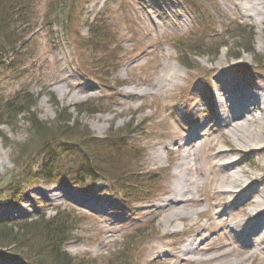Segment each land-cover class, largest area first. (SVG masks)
I'll list each match as a JSON object with an SVG mask.
<instances>
[{
    "label": "rangeland",
    "instance_id": "1",
    "mask_svg": "<svg viewBox=\"0 0 264 264\" xmlns=\"http://www.w3.org/2000/svg\"><path fill=\"white\" fill-rule=\"evenodd\" d=\"M185 1L191 7L184 0H86L82 2L81 22L73 26V31L63 33L53 25L50 35L47 29L38 27L27 38L26 62L10 65L12 55L5 56L0 64L3 98L26 90L36 101L33 113L46 125L57 127L69 116L71 127L77 122L91 137L114 135L117 141H126L134 148L144 146L147 154L142 161L131 150L124 169L118 164V172H110L100 164L109 179L87 175L82 186L73 184L52 171L46 173L42 156L36 155L33 147L29 160L18 157L19 145L34 143V134L24 119L31 115L22 113L12 124L0 126V224L40 216L52 219L57 212L64 216L60 223H69L68 215L73 216L74 228L62 249L75 259V264H110L116 253H128V249L125 264H191L192 256L206 257L218 251H228L230 258H244L239 264H264L261 239H253L250 247L236 241L227 229L235 225L244 232L242 224L264 206V122L254 125L251 132L260 134L262 128L263 138L257 136L248 145L241 144L244 150L239 151L213 112L214 94H219L215 90L216 77L222 72L232 73L242 89L264 93V68L252 62L264 60V22L258 31L257 17L243 16L237 0ZM206 9L213 23L205 25L201 18L198 23L207 28L211 46L201 42V53L191 54L195 66L187 71L177 62V50H183L181 42L172 41H182L181 36L196 26L193 11ZM86 17H98L109 26L113 34L105 36L104 42L110 48L117 46L114 53L104 44L95 51L83 49L88 37ZM237 25L246 30L243 36L232 37L231 31L240 29ZM221 38L228 45L222 44L214 51L212 47ZM243 45L247 51H242ZM234 52L238 53L236 59L231 57ZM94 55L102 59L100 71L92 62ZM107 58L110 64H106ZM164 67L172 79L157 93L155 83ZM172 68L177 75H171ZM131 90L137 92L132 94ZM240 119L236 121L241 123ZM194 127L196 133L200 129V140L210 141L197 151L192 149V158L183 161L184 150L190 148L184 142L190 135L188 130ZM125 129L132 132L120 135ZM73 142L77 146L58 148L74 157L80 154V146L78 141ZM218 150L224 154L217 157ZM139 163L147 169L166 171L158 178L157 184L163 187L156 197L147 192L150 187L142 184L147 174L139 170ZM178 165L180 168L175 170ZM234 171L241 183L231 184L234 192L216 196L222 181L223 188L228 189ZM183 173H188L186 179L198 183L199 189L186 194L187 202L180 203L167 198L172 196L167 191L175 185L181 190L183 183L177 175ZM230 203V213L220 217ZM190 210L199 213L187 219L174 215ZM169 214L173 220H168ZM163 228L171 235L161 238ZM259 232L264 235V229ZM188 240L200 246L195 254L188 253ZM18 244L0 248V264H32L24 255L26 248L17 251ZM253 247L256 249L251 256ZM34 257L39 261L40 257Z\"/></svg>",
    "mask_w": 264,
    "mask_h": 264
},
{
    "label": "trees",
    "instance_id": "2",
    "mask_svg": "<svg viewBox=\"0 0 264 264\" xmlns=\"http://www.w3.org/2000/svg\"><path fill=\"white\" fill-rule=\"evenodd\" d=\"M86 0H0V64L4 61L5 56L11 54L12 64L18 62H26L27 58V38L38 27L47 29V33L53 35V25L58 26V29L63 33H70L73 31V26L78 25L80 20V12L83 8V3ZM83 2V3H82ZM44 12L41 14V10ZM197 15L204 20L205 25L210 23V17L206 16L207 11L201 10V14L197 11ZM98 18V17H97ZM94 18L88 22V37L87 41L83 43V49L102 47L105 43V36L113 34L109 26L102 20ZM199 26L194 30V33L183 38L181 42L182 52L180 58L185 64H189L187 54L194 51L201 50V42L208 38L207 28L203 29ZM239 30L233 29L232 37L244 34V26L237 25ZM199 32V33H198ZM252 38L251 33L249 36ZM221 42L217 43L214 48H219L221 44H226L227 41L223 38ZM242 44V43H241ZM210 47V43L207 44ZM243 50L248 48L243 45ZM113 49L111 52L114 53ZM234 54H238L237 52ZM93 63L96 64L97 70L100 71L99 60L93 57ZM106 64H110L108 58L105 59ZM264 63V62H262ZM105 68L102 66V72ZM36 101L26 90H19L12 94L9 98H3L0 95V126L4 124H12L14 119L22 113H30L31 116L25 117L28 120L30 129L32 130L34 143H28L18 146L19 158L26 157L28 160L32 156L31 148L37 149L35 154L42 156L45 172L52 171L56 177L69 179L75 184H82L85 177L100 176L96 174L105 175L100 164L105 166V169L110 172H118L121 168L124 169V161L127 160L134 150V156H142L144 148L138 146L136 148L130 146L126 141H117L114 135H107L103 139L91 137L92 135L87 131L86 127L79 126L77 122L71 127L69 125V116L60 120L57 127L46 125L38 119L37 115L33 113L32 109L35 107ZM90 104L89 106H91ZM73 123V122H72ZM125 129V133H118L120 135H128L131 133ZM0 131V137H2ZM76 139V140H75ZM73 141H78L80 148L79 153L72 156H67L66 151L59 150L58 146H77ZM20 158V159H21ZM131 157L130 160H132ZM135 159V158H134ZM133 159V160H134ZM120 164V166L118 165ZM41 176V175H37ZM107 176V175H106ZM45 179V177H41ZM123 192V191H122ZM71 217L69 223L66 220L61 222L64 218L62 214H57L52 219H44L40 216L32 220H20L7 225V223L0 224V248L9 247L10 245L19 242L17 251L26 248L24 255L32 264H75V259L70 257L62 249V244L71 237L73 231L74 217ZM73 226V227H72ZM23 253V252H22ZM129 254L127 250L114 255V260L109 261L110 264H125ZM34 256L40 257L39 261L35 260ZM128 257V258H127Z\"/></svg>",
    "mask_w": 264,
    "mask_h": 264
},
{
    "label": "bare ground",
    "instance_id": "3",
    "mask_svg": "<svg viewBox=\"0 0 264 264\" xmlns=\"http://www.w3.org/2000/svg\"><path fill=\"white\" fill-rule=\"evenodd\" d=\"M236 4L238 5L240 12L242 13L243 16L257 17L258 24H259L258 31H260L262 28L263 22H264V0H237ZM171 70H172L171 75H177V71L174 68L170 69V72ZM168 74H169V69L167 67H164L162 74L157 78V82L155 83V92L158 93L163 87L168 85V81L172 79L168 76ZM216 80L217 81L215 82V85H216L215 90L219 94L217 96L215 95V98H214L215 102L218 104H222L223 106H230V105L233 106L231 109H228V111L221 109V113H218L216 116V121L224 123L225 127L228 129L230 133V136L234 139V141H236L235 147H237L239 151H243L244 149L241 150L242 148L241 144L246 146L257 136L259 138H263L262 128H260V134L253 135L251 132H252V128L254 125L259 124V126H261L262 124L260 125V123L264 122V94L261 93L258 96L257 95L251 96L244 91L237 92L238 89L236 91V88H238V83L235 80L232 73H229V72H225V73L222 72V74H218L216 77ZM136 92L137 91H134V90L130 91V93L132 94H135ZM237 117L241 118L240 119L242 120L241 123H238L236 121ZM203 127L205 128L206 126L204 125ZM188 132L190 135L189 137H187V140L184 142V145L190 146V148L184 150L185 155L183 157V161H185V159L187 158H190V159L192 158L191 156L192 149L198 150L200 149V147L203 145L205 141H207V143H209L210 141V138H204L202 140L199 139L200 129L198 130L197 133L195 132V128L189 129ZM167 149L168 147H166L165 150ZM146 154L147 153L145 152L142 155L146 156ZM222 154L224 153H222L221 150H218L216 156L218 157V156H221ZM179 168H180V165H178L175 168V170H178ZM187 174L188 173H183L180 176L177 175V177H179L182 180L183 187L180 190V188L175 185L174 188L171 189V191H167L168 195H172L167 198L176 199L180 203L184 201L187 202L186 201L187 198H185L186 194L191 193V191L195 189L196 187L199 189L198 183H194L193 180L189 181V179H186ZM165 176L166 174L162 175V177H165ZM239 176L240 175L237 173V171L232 172L231 177H230V184H228L229 185L228 189L225 190L223 188L224 181H222L221 182L222 188L220 190H217L216 196H219L221 192L230 193L231 188H233L231 184L238 185L241 183ZM159 177H161V174L159 175ZM185 183H186V186H185ZM191 186H193L192 189H191ZM162 187L163 186H160V185H156L154 187L153 195L155 197L157 196V193L159 192V190L162 189ZM244 199H245V196H244ZM90 206H92L93 209L95 208L94 204ZM232 206H233V203H230L227 210L224 213L220 214V217L224 216L225 214L228 215L230 213ZM97 212H101V211H97ZM198 213L199 212L195 210H190L186 213H184V211L176 212L174 215H176L177 218L179 215H181L180 219H187L188 217L194 214H198ZM171 214H169L170 216H167L168 220H173V217L171 216ZM209 215H210V212H209ZM222 221L224 220L222 219ZM262 222L263 220L254 221V223L251 225V228L247 227V229L250 230L249 234L241 233L239 231V228L236 227L235 225H230L227 227V229H228V232L232 235V237L236 241L243 242L245 245L252 247V243L254 242L252 239V235L255 236L257 231L264 229V224ZM199 225L200 224L197 223L196 228L200 227ZM160 237L163 238L164 235H161ZM262 241L264 242V240ZM222 247H224V245ZM199 248L200 246L194 245L192 241L188 240V246H187L188 253L195 254V251H197L196 249H199ZM255 249L256 247H253L252 250L249 251V254L251 256L254 255ZM227 253L228 251H218L217 253H214L206 257L192 256V258H189L190 260L189 263L205 264V263L215 262L216 264H239L244 259V258L242 259L241 258L239 259L230 258Z\"/></svg>",
    "mask_w": 264,
    "mask_h": 264
}]
</instances>
